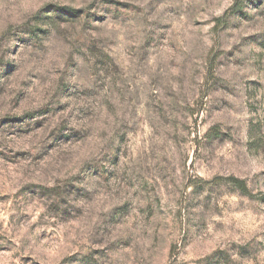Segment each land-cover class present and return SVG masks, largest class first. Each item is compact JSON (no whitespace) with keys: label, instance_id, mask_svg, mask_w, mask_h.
I'll return each instance as SVG.
<instances>
[{"label":"rangeland","instance_id":"1","mask_svg":"<svg viewBox=\"0 0 264 264\" xmlns=\"http://www.w3.org/2000/svg\"><path fill=\"white\" fill-rule=\"evenodd\" d=\"M0 264H264V0H0Z\"/></svg>","mask_w":264,"mask_h":264},{"label":"trees","instance_id":"2","mask_svg":"<svg viewBox=\"0 0 264 264\" xmlns=\"http://www.w3.org/2000/svg\"><path fill=\"white\" fill-rule=\"evenodd\" d=\"M66 9H70V8H66ZM237 183L241 186V181L238 180Z\"/></svg>","mask_w":264,"mask_h":264}]
</instances>
